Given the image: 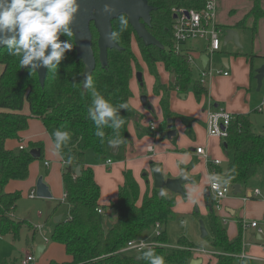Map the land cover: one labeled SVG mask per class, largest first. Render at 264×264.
Segmentation results:
<instances>
[{"label": "trees", "instance_id": "trees-1", "mask_svg": "<svg viewBox=\"0 0 264 264\" xmlns=\"http://www.w3.org/2000/svg\"><path fill=\"white\" fill-rule=\"evenodd\" d=\"M146 1L154 8L150 12L147 31L161 44V48L145 46L129 24L127 30L120 32L118 17L111 26L112 31L120 32L115 42L119 49L108 50L107 65L101 67L97 60L98 35L92 24L90 26L92 50L96 59V67L91 75L94 86L114 106L128 104L127 110L118 112L120 117L125 118V124L119 130L122 139L120 145L124 147L131 142L127 125L135 116L129 105L132 97L129 82L134 71H142L132 48L133 42L140 61L154 77L153 93L160 97L168 117L172 115L169 110L171 92H192L197 102L207 94L205 87L193 78L192 67L187 61L188 54L173 50L170 30L172 7L200 9L202 0ZM263 4L264 0H251L249 11L233 28L254 31L259 20L264 18ZM67 39L61 34L60 41ZM244 56L250 63L258 57L253 54ZM0 66V236L9 235L16 240L25 227L31 231L25 244L32 247L35 241L36 232L32 225L26 220L13 218L21 193L5 191L9 181L26 180L30 164L44 157L42 142H29L28 149H19V146L11 149L7 146L8 141H16L20 145V135L28 129L29 120L35 119L46 130L59 129L70 134V139L63 142L59 149L55 147L63 164L61 180L67 214L64 219L54 223L51 239L61 244L69 257V261L63 264H149V261L137 259L147 249L140 252L124 250L129 241L142 239L145 235L159 242V246L152 248L156 255L164 257L165 264H189L195 247L185 237L178 238L176 247L166 246L165 228L174 215L175 199L164 189L165 195L161 196V189L150 188L147 171H143L140 176L146 186L142 197L131 171L125 169L115 201L106 206L99 205L100 188L94 179L93 169L85 162V154L91 150L96 162H104L109 151L108 140L116 133L111 128H104L103 142L95 135V125L88 117L91 90L81 85L83 64L76 59L75 48L65 54L55 73L46 69L43 87L38 82L37 74L30 75L29 69L20 74L18 58L8 55L7 46L0 48ZM160 67L171 77L169 89H166V83L159 76ZM25 106L28 114L23 113ZM52 140L55 146L56 138ZM220 148L224 164L214 166L211 163L209 170L210 174L230 178L228 184L239 185L241 190H246L264 171V132L256 133L253 130L249 115H234L226 139L220 141ZM31 149L40 151L38 158L29 154ZM76 168H79V175L75 173ZM154 168L150 162V169ZM210 199V196L205 198L209 202L206 222L210 235L207 234L204 239L211 250L222 252L215 257V264H251L249 259H238L243 251L240 222L237 236L229 240L223 222L213 211ZM100 208L111 212L109 228L105 225L103 213L97 212ZM156 224L160 227L158 235H154Z\"/></svg>", "mask_w": 264, "mask_h": 264}, {"label": "rangeland", "instance_id": "rangeland-1", "mask_svg": "<svg viewBox=\"0 0 264 264\" xmlns=\"http://www.w3.org/2000/svg\"><path fill=\"white\" fill-rule=\"evenodd\" d=\"M216 1L217 22L220 24H227L226 22L232 23L235 20L234 18H241L243 13L250 6V0ZM223 26L222 30L226 31L225 25ZM227 27H232V24ZM238 34L240 47H237L233 41L224 44L223 37H220V52L224 54L229 61L227 67V72L229 74L228 82H221L220 80L224 78L219 76L209 80L206 86L209 92L202 98L200 103L196 101L192 92L188 98L184 99L176 95L170 96L169 110L173 113L172 117L167 116L166 108L160 103V99L153 95L154 77L149 74L145 65L139 60V64L143 70L142 85L137 81L135 74L133 79L129 82V88L132 93L129 105L134 115L137 116V120H132L129 123L128 134L133 141L136 154L132 158L124 159V151L122 148L116 154H111L109 150L106 160L108 159L112 162L111 165H107L106 160L100 163L96 162L95 155L91 150H88L85 154V162L92 166L95 180L100 186V202L103 205H107L114 201L117 195L121 171L124 166L123 164L114 165L116 161H124L126 167L131 169L137 178H141L140 176L143 171H149L150 161L148 159L150 158L147 153L154 155L155 159L154 163H152L162 170L165 178H173V173L178 170H180V173L183 170H187V174L193 179V182L188 183L184 188V197L174 196L176 201L175 214L171 218L172 221L166 226L168 236V243L166 246L176 247L178 238L185 236L195 247V250H193V257L199 255L203 258L202 264H213V260L209 261L207 257L210 256L215 259L218 254H222V252H217L208 248L205 239L201 238L200 233L199 223L200 221L206 223V209L209 206V203L204 200V191L209 186L207 180L209 174L206 170V164L202 159H197L196 156L188 157L178 151L200 145L207 148L210 161L219 160L222 162L223 155L220 149V140L207 136L206 125L203 122V116L201 114V107L204 104L206 96L209 95L212 97L214 103L218 104L221 109L224 108L226 111L234 112L245 111L249 115L253 130L256 133L264 132V110H262V112L256 111L257 105H259L264 98V79L259 91H257L253 79H251L249 85L250 74H254L256 69L264 66V58L255 57L251 63L249 61H243L242 58L235 59V55L239 53L264 55V23L261 26L258 25L254 31L243 29L240 30ZM187 45L189 49H193L192 55L196 58L197 55L203 51L205 41H191L187 43ZM195 45L198 47L196 48ZM134 51L137 53L135 45ZM234 61L236 62L234 63ZM244 62L246 64H244ZM212 67L214 69L223 67L218 56L214 58ZM159 76L163 82L168 79V76L163 70H159ZM193 78L196 79L195 73H193ZM231 78L233 79L231 83L235 84L234 88L232 84H230ZM165 87L166 89L170 88L168 82L165 84ZM238 88L240 89L238 90ZM242 88L247 89L245 96H242ZM141 96L147 97L148 104L152 107V111H148L142 107L140 103ZM230 97L233 99L232 102L229 100ZM169 119L172 120L171 124L173 130H175L177 134L170 139L166 136L161 137L162 140H160V133L165 132ZM150 124H153L156 129L153 131L150 130ZM28 126L27 135L25 136L26 144L28 141L36 140H40L44 143V157L40 161H33L30 171L33 170L36 175V181L38 178H42L43 182L49 185L52 198L41 199L37 198L36 194L34 199L25 198V192L30 191L32 188L23 185L21 189V198L17 203V212L13 215V218L26 220L35 226L33 227L36 230L34 248H26L27 245L25 241L26 238L30 237L31 231L25 227L21 229L19 237L16 240L9 235L0 236V264H20L21 258L26 253L31 254L34 258L30 264H63L69 261V257L65 253L64 247L51 239V230L55 223V218L59 216L64 219L66 211V206L61 196L63 193L61 180L62 165L52 140L55 138V130L52 129L47 131L42 123L38 121L30 123ZM148 147L152 148L151 152H147ZM45 160L49 163L48 167L44 163ZM35 184L33 189H35ZM194 185L196 186L195 190H193ZM144 187L145 184L141 186V190H143ZM254 187L264 189V171L261 172L259 178L254 183L248 186V188H250L249 190ZM227 196L233 199L236 215L240 218L241 240L242 246H244V242H249V239L245 236L246 232H252V229L250 230L248 228V230L244 231L241 222L249 224L251 221L257 220L264 230V201L249 199L246 205H240L239 200L242 196L241 194L232 195L229 192ZM211 199V203L213 202V211L215 215L219 217L215 209L216 200L214 197H211ZM221 207L223 208L222 204ZM106 214L107 215L104 217L105 222L108 221L106 219L110 217L111 212L107 211ZM233 223L236 225L238 224L236 220L233 221L232 219H228L225 224L226 231L229 234L233 231ZM36 226H40L41 229L37 231ZM205 229L210 235L207 224H205ZM262 240L264 241V231ZM148 241L153 242L151 247L159 246V242L154 241L152 238L151 240L148 239ZM37 243L38 245H44L45 249L38 258H35L34 251ZM261 244L248 243L246 245V251H249V248L253 246L255 247L254 249L258 251L257 253H260ZM238 259L246 260L247 258H242L240 256ZM252 264L264 263L253 260Z\"/></svg>", "mask_w": 264, "mask_h": 264}, {"label": "clouds", "instance_id": "clouds-1", "mask_svg": "<svg viewBox=\"0 0 264 264\" xmlns=\"http://www.w3.org/2000/svg\"><path fill=\"white\" fill-rule=\"evenodd\" d=\"M77 0H0V44L7 46L8 55L17 57L20 68L31 65L30 75L36 73V70L43 66L48 72L55 73L57 66L74 47L73 32L70 25L75 21L79 12ZM104 13L111 15L115 9L106 4ZM120 32L127 30L128 17L125 14L119 16ZM120 32L110 31L105 39L109 43L117 41ZM10 35V38L8 36ZM67 36V40L60 41L59 36ZM50 54L46 55L48 49ZM38 62V63H37ZM83 88L91 90L92 101L88 107V117L95 125V135L101 138L105 137L104 128H111L116 135L108 140L109 146L118 148L122 143L119 137V130L125 124V118L120 117L118 112L121 109L127 110V103L118 105L111 104L95 88L92 76L89 74L83 81ZM218 114L209 118L210 132L213 130L214 121ZM111 121V123H109ZM218 132L219 129L215 128ZM57 149L61 144L70 139L68 131L56 130L55 133ZM71 163V161H69ZM160 171V169H156ZM183 176V172L181 173ZM187 179V177H184ZM208 183L214 190L219 191L221 185H227L230 178H222L219 175L211 174L207 177ZM196 186H193L195 190ZM160 195H165L162 189ZM184 223V222H182ZM143 251L137 259L149 261V264H165L163 256L156 255L154 249L143 241L140 242Z\"/></svg>", "mask_w": 264, "mask_h": 264}, {"label": "water", "instance_id": "water-1", "mask_svg": "<svg viewBox=\"0 0 264 264\" xmlns=\"http://www.w3.org/2000/svg\"><path fill=\"white\" fill-rule=\"evenodd\" d=\"M80 8L79 12L76 15L75 21L70 25L73 32V42L74 48L76 51V59L81 61L83 64L82 72V83L87 75H92L96 67V59L92 50V34H91V24L94 27L98 38H97V49L98 57L97 60L101 67L107 65V51L110 49H119L117 43H109L105 36L107 33L112 31L111 23L113 20L117 19L120 15L125 14L128 17V24L133 29L135 35L143 42L145 46H154L161 48V44L147 31V26L150 24V12L154 10L153 7L147 4L146 0H77ZM108 4L115 9V12L111 15L104 13V6ZM11 34H8L10 38ZM61 36V34H60ZM59 36V40H60ZM3 38V34H0V39ZM229 41L240 47L238 33L233 29H227L223 37V43L226 44ZM6 45L0 44V48ZM51 49L49 48L46 52L50 54ZM202 66L205 67L207 63V56L205 54L200 56ZM223 65L227 67L226 59L222 60ZM38 63V62H37ZM31 68V65L26 66L25 68H20V74L25 70ZM38 77V82L41 87L44 85V79L46 74V68L41 66L36 70ZM137 81L141 82V73L137 72L135 74ZM264 79V66L255 70L254 80L257 84V91L260 90L262 86V81ZM83 87V86H82ZM183 97V95H181ZM140 101L143 107H147V97L141 96ZM168 127L165 133V136L170 139L176 135V131L171 129V120L167 121ZM117 148H112V153H116ZM29 154L33 158H38L40 151L36 149H31ZM154 168L152 170L153 178V188L155 189H165L166 191L180 195L181 197L185 196L184 185L190 182H193V179L188 177L187 170H183V176L180 174L177 178H165L163 176L162 170L156 171ZM181 172V173H182ZM76 175H79V168L75 170ZM184 177H187L185 179ZM240 193V186H233V194L236 195ZM35 194L37 198L41 199H51V193L45 183H43L42 178H38L35 184ZM205 195L208 197L210 195L209 190H205ZM264 219V218H263ZM60 220V217L55 218V223ZM200 233L201 238L207 236V231L205 229L204 223L200 221ZM107 228L110 227L109 221L105 222ZM45 249L44 245H37L35 247L34 255L35 258H38L40 254ZM200 260L192 259L189 264H199Z\"/></svg>", "mask_w": 264, "mask_h": 264}, {"label": "built area", "instance_id": "built-area-1", "mask_svg": "<svg viewBox=\"0 0 264 264\" xmlns=\"http://www.w3.org/2000/svg\"><path fill=\"white\" fill-rule=\"evenodd\" d=\"M202 8L200 9H186L184 7H172L171 8V20L172 24L170 27L173 39V50L176 53L186 52L187 61L190 66H193L194 59L191 55V52L186 49L187 43L196 40H204L206 43L205 55L208 60L205 67L201 68L197 75V81L200 85L206 86L209 80L216 76H228V72L226 70L214 69L212 67V57L220 51V37L225 34L222 28L219 26L217 22V1L216 0H202ZM264 110V98L260 102V104L256 107L257 112H262ZM218 114V119L215 120L213 130L210 132V124L209 118L210 116ZM234 119V115L226 111L225 109L216 108L212 109L211 107L206 109L205 111V125L207 135L212 138L219 139L223 141L226 139L228 135L229 126ZM150 130H155V126L153 124L149 125ZM215 128H218L219 131L216 132ZM19 149H23V145H19ZM148 151H152V148L149 147ZM195 154L200 158L208 159L207 151L204 147L198 146L195 148ZM215 166L220 165L219 160L212 161ZM106 163L109 164L110 161L106 160ZM45 165L48 166V163L45 162ZM209 191L213 195L216 200V210H221V200L226 197L229 192L233 191V186L230 184L221 185L219 191L214 190L209 184ZM28 198H35V190H32L28 195ZM249 198H254L257 200L264 201V189H259L257 187L247 190L243 192L242 201H246ZM64 200V194L62 197ZM98 213H102L101 209H97ZM242 223L243 229H255L257 234L261 236L263 234V229L259 226L256 221H251L249 224ZM160 232V227L158 224L155 226L154 235H158ZM47 242V240L45 239ZM143 241L148 243L150 246L153 244L152 241L137 239L131 240L126 244L124 250H130L135 252H140L144 249L139 247L140 242ZM245 243V242H244ZM262 252L264 253V244L261 245ZM242 258H249V256L245 253L244 249L240 254ZM34 260L33 256L29 253H26L20 260V264H30Z\"/></svg>", "mask_w": 264, "mask_h": 264}, {"label": "crops", "instance_id": "crops-1", "mask_svg": "<svg viewBox=\"0 0 264 264\" xmlns=\"http://www.w3.org/2000/svg\"><path fill=\"white\" fill-rule=\"evenodd\" d=\"M250 6H251V0H250ZM250 6H249V8L248 9H246V11L243 13V15H242V17L241 18H234L235 20H234V22H232V23H230V22H226L227 24H220V23H218L219 24V26L221 27V28H223L224 26L223 25H225V27H226V29H233V30H235L237 33L240 31V30H236V29H234L233 28V26H235V24L240 20V19H242L246 14H247V12L249 11V9H250ZM262 8H263V10H264V4L262 5ZM264 23V18H262L261 20H259V22H258V24H257V26L259 25V26H261L262 24ZM232 24V27H227V26H229V25H231ZM247 24H248V26L250 25V21H248L247 22ZM224 33H225V31H224ZM223 37H224V35H223ZM238 37H239V34H238ZM227 44V43H226ZM134 45L136 46V44H135V42H133L132 43V48H133V50H134ZM196 46V48L198 47L197 45H195ZM205 46H206V43H205ZM205 46H204V49H203V51H201L200 53H199V55H197V57L196 58H194L193 57V59H194V64H193V66H191L192 67V70H193V73H195V76H196V79H197V75H198V72H199V70L201 69V68H203V66H202V62H201V60H200V56L201 55H203V54H205L206 53V50H205ZM136 49H137V47H136ZM186 49H188V51H191V55H192V51H193V49H189V46L187 45V47H186ZM135 52V54H136V56H137V58H138V61L140 60L139 59V56H138V54L136 53V51H134ZM238 56H236L235 55V59H239V58H242V60L243 61H245V62H248V60H247V57L246 56H244V55H249L248 53H244V54H237ZM253 55H257L258 56V58H261V57H264V55L263 54H254L253 53ZM193 56V55H192ZM216 56H218L219 57V60L221 61V63H222V68L220 67V68H218V69H221V70H226L227 71V67H228V59H226V56L224 55V54H222L220 51L218 52V53H216L213 57H212V65H213V62H214V58L216 57ZM236 57H238V58H236ZM223 59H226V61H227V67H225L224 65H223V62H222V60ZM236 61H234V63H235ZM244 62V64H246ZM159 70H163L161 67L159 68ZM0 71H1V66H0ZM143 71V70H142ZM142 71H140V73H141V78H142V76H143V73H142ZM137 73V71H134V73H133V77H134V74H136ZM165 73V72H164ZM166 75H167V73H165ZM254 75H255V72H254V74H250V81H249V85H250V83H251V79H253V81L255 82V84H256V81L254 80ZM168 76V79H167V81H165V82H163V83H167V82H169L170 80H171V77L169 76V75H167ZM133 77L131 78V80L133 79ZM136 77V76H135ZM219 77H221V78H224L223 80H220L221 82H228L227 80H228V77L229 76H226V77H223V76H219ZM215 78V77H214ZM236 78V77H235ZM213 79V78H212ZM233 81V79L231 78V81H230V84H232L231 82ZM139 82V81H138ZM216 82V81H215ZM139 83H141V82H139ZM154 86V85H153ZM206 86H207V84H206ZM206 86H204L205 87V89H206V91H207V94H208V89H207V87ZM232 86H233V88L235 87V84H232ZM256 87H257V84H256ZM240 88H238V90H239ZM261 89V88H260ZM243 92V95L242 96H245V92L247 91V89L246 88H242L241 89ZM152 92H153V90H152ZM191 94V92H189V93H187V94H180V93H177V92H171L170 93V96H172V95H176V96H178V97H180L181 99H184V98H188V96ZM206 94V95H207ZM210 94V93H209ZM153 95L154 96H156L154 93H153ZM181 95H183V97H181ZM159 99H160V97L159 96H157ZM204 97V96H203ZM202 97V98H203ZM132 98V97H131ZM202 98H201V100H202ZM169 99H170V97H169ZM131 100V99H130ZM200 100V101H201ZM229 100L232 102L233 101V99L230 97L229 98ZM129 103H130V101H129ZM140 103H141V101H140ZM200 103V102H199ZM141 105H142V103H141ZM258 106V105H257ZM142 107H143V105H142ZM212 108V109H216V108H220L219 106H218V104H216V103H214V101H213V99H212V97L209 95V96H206V98H205V101H204V104L202 105V107H201V114H202V116H203V122H204V124H205V111H206V109H208V108ZM144 109H146V110H148V111H152V107L148 104V100H147V107H143ZM222 109H224V108H222ZM229 113H231L232 115H237V114H245V115H248L245 111H241V112H234V111H228ZM23 113L24 114H28L29 113V111H28V108H27V106H25L24 107V109H23ZM172 113V112H171ZM172 115H173V113H172ZM172 115L170 116V117H172ZM132 120H137V116H134V118L132 119ZM131 120V121H132ZM169 120H171V119H169ZM36 121H38V122H40L39 120H35V119H30L29 120V124L30 123H32V122H36ZM131 121H129V123L131 122ZM172 121V120H171ZM41 123V122H40ZM129 123H128V125H127V133H128V131H129ZM29 127V126H28ZM167 127H168V123H167V126H166V129H165V132L164 133H166V131H167ZM171 129H173V127H172V124H171ZM50 130H52V129H50ZM27 131H28V129L25 131V132H23L20 136H21V138H22V142L20 143V145H23L24 146V148L25 149H28L29 148V146H28V144H29V142H42V141H40V140H36V141H28L27 142V144H26V142H25V136L27 135ZM47 131H49V130H47ZM164 133H160V140H162L161 139V137H164L165 136V134ZM176 134H177V132H176ZM176 136V135H175ZM175 136H173V137H175ZM208 136V135H207ZM55 137V136H54ZM130 137V136H129ZM209 137V136H208ZM172 138V137H171ZM210 138H212V137H210ZM131 139V138H130ZM216 139V138H215ZM219 140V139H218ZM221 141V140H220ZM42 145H43V155H44V143L42 142ZM54 145V144H53ZM7 146L9 147V148H11V149H16L18 146H19V143L18 142H16V141H8L7 142ZM198 146H200V145H197V146H195V147H192V148H188V149H186V150H182V151H178L179 153H182V154H185V155H187L188 157H192V156H196L197 157V159H202V158H200L199 156H197L196 154H195V148L196 147H198ZM203 147V146H202ZM54 148H55V146H54ZM109 150H110V153L111 154H116L121 148L123 149V151H124V159H127V158H132L135 154H136V151H135V149H134V146H133V141H132V139H131V142H130V144L129 145H127L126 147H124V146H122V145H120V146H118V148H117V151H116V153H112V147H110L109 146ZM149 148V147H148ZM205 149H206V151H207V148L206 147H204ZM221 149V148H220ZM55 150H56V148H55ZM147 152H151V151H147ZM222 152V151H221ZM148 154V157L150 158V159H148L150 162H153L154 163V155H152V154H149V153H147ZM223 155V154H222ZM152 159V160H151ZM108 160V159H107ZM204 162H205V164H206V170H207V173L209 174V175H211L210 174V168H209V165L212 163V165H214L213 164V162L212 161H210L209 160V156H208V159H206V161L204 160V159H202ZM45 162H47L46 160H45ZM44 162V163H45ZM61 162V161H60ZM48 163V162H47ZM33 164V163H32ZM32 164H30V166H29V176H28V178L26 179V181H14V180H12V181H9L8 183H7V185L5 186V191L6 192H15V191H18V192H22V188H23V185L24 186H27V187H30V188H32L30 191H26L25 192V198L27 197V195L32 191V190H35V189H33V186H34V184H35V181H36V175L34 174V172H33V170H31L30 171V167L32 166ZM87 164V166H90L91 168H92V166L90 165V164H88V163H86ZM107 164V163H106ZM112 164V162H110L109 164H107V165H111ZM123 164V166H124V168L122 169V171H121V179H120V184H118V187L122 184V181H123V177H122V172L126 169V170H130L131 171V173H132V175H133V177H134V179L136 180V182L138 183V185H139V189H140V197H142V195L144 194V192H145V190H146V186L144 187V189L143 190H141V186L142 185H144V182H143V180L141 179V178H137L134 174H133V172H132V170L131 169H129V168H127L126 167V165H125V162L124 161H116L115 163H114V165H122ZM224 164V157H223V160H222V162L220 163V165H218V166H221V165H223ZM61 165H62V167H63V164H62V162H61ZM48 166H49V163H48ZM47 166V167H48ZM215 166V165H214ZM154 167L155 168H159L157 165H155L154 164ZM188 172V171H187ZM147 173H148V181H149V186H150V188H152L153 187V178H152V170L149 168V171H147ZM179 173H180V170H178L177 172H175V173H173V178H177V177H179L180 175H179ZM93 174H94V172H93ZM181 174V173H180ZM179 175V176H178ZM188 175V174H187ZM189 177V176H188ZM191 178V177H190ZM94 179H95V176H94ZM43 181V180H42ZM96 181V180H95ZM97 182V181H96ZM44 183V182H43ZM46 185H47V187H48V189H49V185L47 184V183H45ZM98 184V183H97ZM188 184V183H187ZM187 184H185L184 185V188L186 187V185ZM98 186H99V184H98ZM99 188H100V186H99ZM255 188V187H254ZM206 189H208L209 190V186H208V188H206ZM205 189V190H206ZM250 188H247L246 190H241L240 189V193H238V194H241L242 196H243V192L244 191H247V190H249ZM118 190V189H117ZM165 190V189H164ZM49 192H50V189H49ZM141 192H142V194H141ZM51 193V192H50ZM209 193H210V191H209ZM232 195H233V191L232 192H230ZM238 194H236V195H238ZM100 195H101V189H100ZM171 195L174 197L175 196V194H172L171 193ZM228 195V194H227ZM226 195V197L225 198H223L222 199V201H221V204H222V206H223V208L221 209V210H217V212H218V215H219V218L221 219V221L223 222V224H224V226H225V224L227 223V220L228 219H232L233 221L234 220H236L237 221V223L239 222V220H240V218H239V216H237L236 215V210H235V204H233L234 202H233V199L232 198H230V197H228ZM62 197H63V193H62V195H61ZM117 196V195H116ZM176 196H180V195H176ZM210 197H213V195L210 193V195H209ZM242 196H241V198H240V200H239V203H240V205H246V203H247V201L249 200V199H253V200H257V199H254V198H249L248 200H246L245 202L244 201H242ZM207 196L205 195V191H204V200H205V198H206ZM28 198V197H27ZM51 198H52V194H51ZM30 199V198H29ZM34 199V198H33ZM116 199V198H115ZM210 200H212V199H210ZM63 201V200H62ZM115 201V200H114ZM206 201V200H205ZM113 202V201H112ZM176 202V201H175ZM207 202V201H206ZM63 203H64V201H63ZM111 203V202H110ZM109 203V204H110ZM209 203V202H208ZM65 204V203H64ZM109 204H107V205H109ZM99 205H101V206H106V205H103L101 202H100V198H99ZM66 206V205H65ZM209 207V206H208ZM208 207H207V209H206V215H207V211H208ZM101 209V208H100ZM102 210V209H101ZM104 211V212H103ZM107 211H109L108 209L107 210H102V213H103V215L105 216V215H107L106 213H107ZM173 211H174V214H175V207H174V209H173ZM197 211V210H196ZM15 212H17V206H16V209H15ZM14 212V214H16ZM13 214V215H14ZM66 214H67V207H66V211H65V216H66ZM110 218V217H109ZM108 218V219H109ZM263 218H264V216H263ZM62 219V217H60V220ZM108 219H106V220H108ZM264 220V219H263ZM172 220H170L169 222H171ZM207 221V220H206ZM253 221H256L258 224H259V226L262 228V226L260 225V223H259V221H257V220H253ZM168 222V223H169ZM30 224H31V222H29ZM167 223V224H168ZM205 223V222H204ZM205 224H207V222L205 223ZM205 224H204V226H205ZM32 225V224H31ZM167 226V225H166ZM232 226H233V231H231L230 232V234L229 233H227V235H228V238H229V240H233L236 236H237V234H238V224L236 225L235 223H233L232 224ZM32 227H35V226H33L32 225ZM36 228H37V231H39L40 229H41V227L40 226H36ZM263 229V228H262ZM165 230H166V234H167V228H165ZM251 230V229H250ZM264 231V230H263ZM35 232H36V230H35ZM207 234H208V231H207ZM263 235V234H262ZM262 235L261 236H259L258 234H257V232H256V230L255 229H252V232H249V231H247L246 232V237H247V239H249V242H245L244 243V246H243V249H244V251H245V253L249 256V258H247V259H249L250 261H251V264H252V261L253 260H257V261H260V262H263L264 263V253L262 252V249H260V253H257L258 251H256V249H254L255 247H253V246H251L250 248H249V251H246V245L248 244V243H250V244H257V245H260L261 243L262 244H264V241L262 240ZM183 237H185V236H183ZM143 238L146 240H148V239H150L151 240V236H149V235H145V236H143ZM142 238V239H143ZM189 242H191L187 237H185ZM204 239V238H203ZM259 242H261V243H259ZM167 243H168V236H167ZM261 244V245H262ZM36 245H38V243L36 244ZM208 246V245H207ZM169 247H173V246H169ZM26 248H29V249H33L34 248V244H33V246L32 247H26ZM209 248V247H208ZM260 248H261V246H260ZM192 259H194V260H200V263L199 264H202V259L203 258H201L199 255H196L195 257H193ZM207 259L209 260V261H211V260H213V264H215V259H213V258H211L210 256L209 257H207Z\"/></svg>", "mask_w": 264, "mask_h": 264}]
</instances>
